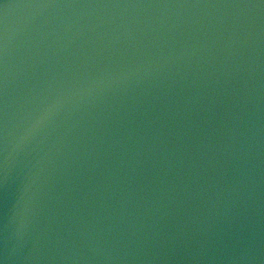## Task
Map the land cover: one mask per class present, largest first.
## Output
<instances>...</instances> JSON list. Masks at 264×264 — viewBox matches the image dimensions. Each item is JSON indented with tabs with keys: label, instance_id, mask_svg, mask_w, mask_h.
Here are the masks:
<instances>
[{
	"label": "water",
	"instance_id": "1",
	"mask_svg": "<svg viewBox=\"0 0 264 264\" xmlns=\"http://www.w3.org/2000/svg\"><path fill=\"white\" fill-rule=\"evenodd\" d=\"M0 264H264V0H0Z\"/></svg>",
	"mask_w": 264,
	"mask_h": 264
}]
</instances>
